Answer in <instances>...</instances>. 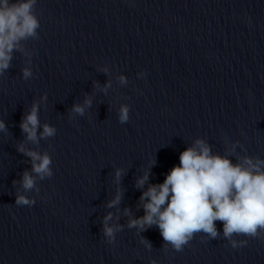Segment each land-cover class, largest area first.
Returning a JSON list of instances; mask_svg holds the SVG:
<instances>
[{
	"label": "water",
	"instance_id": "1",
	"mask_svg": "<svg viewBox=\"0 0 264 264\" xmlns=\"http://www.w3.org/2000/svg\"><path fill=\"white\" fill-rule=\"evenodd\" d=\"M35 12L38 39L24 41L0 76V264H264V239L234 234L247 241L234 249L220 221L218 238L195 233L181 252L165 248L155 226L128 227L144 215L142 192L197 139L234 164L264 160V0H37ZM89 98L83 116L72 113ZM34 102L38 135L56 129L38 144L20 130ZM22 143L52 160V177L30 191L20 184L31 173ZM17 193L35 204L16 206ZM110 212L109 226H122L111 244Z\"/></svg>",
	"mask_w": 264,
	"mask_h": 264
},
{
	"label": "clouds",
	"instance_id": "2",
	"mask_svg": "<svg viewBox=\"0 0 264 264\" xmlns=\"http://www.w3.org/2000/svg\"><path fill=\"white\" fill-rule=\"evenodd\" d=\"M37 0H0V76L10 67L14 51L23 52L22 43L29 38L38 39L37 29L40 27L35 5ZM102 71L107 74V69ZM144 77L146 73H140ZM32 76L30 68L23 69V78ZM121 85L127 84L125 76L118 77ZM99 87V85H96ZM111 87V81L102 89L105 93ZM46 99V97L42 98ZM85 106H91V99H86L84 106L74 105L72 113L83 116ZM39 103L34 102L30 111L22 118L20 130L26 141L38 144L39 140L53 137L56 129L45 124L42 131L38 113ZM129 120V107L121 106L119 122ZM7 127L0 120V133L7 134ZM17 151L31 160V173L25 171L20 182L25 191L32 190L37 178H51V157L26 149L24 144ZM229 153L228 155H230ZM228 155L213 154L211 147L202 139H197L192 147L186 148L179 156V165L174 166L165 176L162 184L150 185L140 196L144 215L131 219L129 228L147 231L153 226L160 230L165 241V248L171 245L176 252L183 251L185 245L195 233H204L210 239L219 237L216 221L223 223V237L232 248L246 246V240L237 241L233 235L264 239V160L249 156L238 158L234 164ZM155 161L152 162L154 165ZM35 174V175H33ZM122 170L116 172L119 178ZM150 173L138 179L137 188H143L149 180ZM17 182L13 181V185ZM39 189H37V192ZM121 196L116 197L107 205L115 208ZM35 199H29L17 193L16 206L31 207ZM130 215V209H124ZM113 218L110 212L104 217L103 234L109 244L115 239V232L122 226H109ZM151 249V244L142 241ZM151 264H155L152 261Z\"/></svg>",
	"mask_w": 264,
	"mask_h": 264
}]
</instances>
